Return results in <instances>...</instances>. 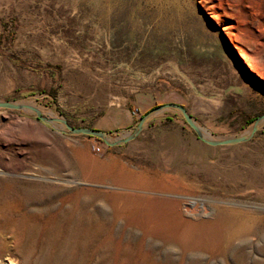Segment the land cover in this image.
Masks as SVG:
<instances>
[{"label": "rangeland", "instance_id": "rangeland-1", "mask_svg": "<svg viewBox=\"0 0 264 264\" xmlns=\"http://www.w3.org/2000/svg\"><path fill=\"white\" fill-rule=\"evenodd\" d=\"M0 100L111 136L175 102L212 135L239 134L264 113V0H0ZM6 256L264 264V123L211 146L163 109L108 146L0 108Z\"/></svg>", "mask_w": 264, "mask_h": 264}, {"label": "water", "instance_id": "water-1", "mask_svg": "<svg viewBox=\"0 0 264 264\" xmlns=\"http://www.w3.org/2000/svg\"><path fill=\"white\" fill-rule=\"evenodd\" d=\"M229 46L231 47L232 50H234V47L231 44ZM0 108L24 109L31 111L34 113V115L39 121L50 127L57 129L60 132H64L67 134H83V135L93 136L98 138L108 146L121 145L126 143L127 141L134 139L136 135L141 132V130L146 125L148 120L154 114H156V112L161 111L163 109H174L178 111L180 115L183 117L184 121L192 128L196 137L202 142L211 146L233 145L236 143L247 141L254 135V133L264 123V113H262L256 116L243 132L236 135L212 139L204 136V134L196 124V120L193 118V116L190 113H188V111L184 108V106L175 102H164L152 107L151 109L146 111L142 116H140L135 126L131 128L127 134H125L122 137L111 139V137L113 136H111L110 132L107 130L95 128V127H89V126H72L66 121L65 118L60 117L59 115L54 117L43 115L36 107L30 104L22 103L21 101L0 100ZM55 123L59 124L60 128H57L55 126Z\"/></svg>", "mask_w": 264, "mask_h": 264}, {"label": "bare ground", "instance_id": "bare-ground-1", "mask_svg": "<svg viewBox=\"0 0 264 264\" xmlns=\"http://www.w3.org/2000/svg\"><path fill=\"white\" fill-rule=\"evenodd\" d=\"M223 29H225V28L223 27ZM225 32H226V30H225ZM226 34L228 35L229 39L231 40L230 34H229L228 32H226ZM236 48H237V51H238V53L240 54V56L244 59V61H246V55H245V53H244L240 48H238L237 46H236ZM21 102H22V103H26V104H30V105L36 107V108L41 112V114H42V112L44 113L43 115H46V116H53V117H54V116H58V115L55 114V113L44 111V109H42V108H41L40 106H38V105H35L36 103L34 104V103H32L31 101H21ZM158 112H160V111H158ZM158 112H156V114H157ZM196 124L198 125V127L200 128V130L202 131V133L204 134V136H206V137H208V138H212V139L221 138V137H217V136L212 135L210 131H208L206 128H204L203 126H201L197 121H196ZM55 126H56L57 128H60V125L57 124V123H55ZM127 133H128V131L121 132L118 136H113V137H111V139L118 138V137H122V136H124V135L127 134ZM222 137H223V136H222ZM14 263H15V262L13 261V258L10 257V256H9V257L6 256V257H4V258H0V264H14Z\"/></svg>", "mask_w": 264, "mask_h": 264}, {"label": "built area", "instance_id": "built-area-1", "mask_svg": "<svg viewBox=\"0 0 264 264\" xmlns=\"http://www.w3.org/2000/svg\"><path fill=\"white\" fill-rule=\"evenodd\" d=\"M93 149L96 150V151H99L100 147L98 145H94Z\"/></svg>", "mask_w": 264, "mask_h": 264}, {"label": "trees", "instance_id": "trees-1", "mask_svg": "<svg viewBox=\"0 0 264 264\" xmlns=\"http://www.w3.org/2000/svg\"><path fill=\"white\" fill-rule=\"evenodd\" d=\"M98 139V138H97Z\"/></svg>", "mask_w": 264, "mask_h": 264}]
</instances>
